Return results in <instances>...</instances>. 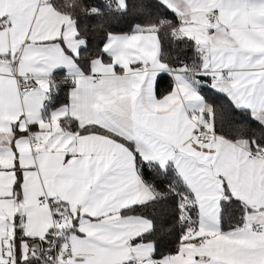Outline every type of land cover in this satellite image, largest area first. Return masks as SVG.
I'll list each match as a JSON object with an SVG mask.
<instances>
[{
  "label": "snow or ice",
  "instance_id": "1",
  "mask_svg": "<svg viewBox=\"0 0 264 264\" xmlns=\"http://www.w3.org/2000/svg\"><path fill=\"white\" fill-rule=\"evenodd\" d=\"M0 264H264V0H0Z\"/></svg>",
  "mask_w": 264,
  "mask_h": 264
},
{
  "label": "trees",
  "instance_id": "2",
  "mask_svg": "<svg viewBox=\"0 0 264 264\" xmlns=\"http://www.w3.org/2000/svg\"><path fill=\"white\" fill-rule=\"evenodd\" d=\"M163 86H166V84H165V85H163Z\"/></svg>",
  "mask_w": 264,
  "mask_h": 264
}]
</instances>
